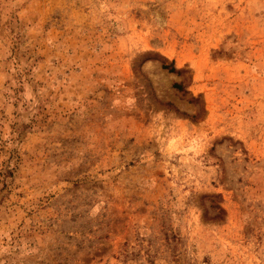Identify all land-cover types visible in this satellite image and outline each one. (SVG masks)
I'll return each instance as SVG.
<instances>
[{"label": "rangeland", "instance_id": "rangeland-1", "mask_svg": "<svg viewBox=\"0 0 264 264\" xmlns=\"http://www.w3.org/2000/svg\"><path fill=\"white\" fill-rule=\"evenodd\" d=\"M0 264H264V0H0Z\"/></svg>", "mask_w": 264, "mask_h": 264}, {"label": "trees", "instance_id": "trees-1", "mask_svg": "<svg viewBox=\"0 0 264 264\" xmlns=\"http://www.w3.org/2000/svg\"><path fill=\"white\" fill-rule=\"evenodd\" d=\"M162 67H163L164 69H167L169 72H177V71H178V70L175 68V66H173V64H171V65L163 64ZM176 88L181 89V86H180V85H176Z\"/></svg>", "mask_w": 264, "mask_h": 264}]
</instances>
